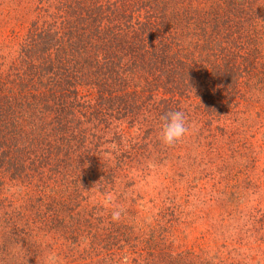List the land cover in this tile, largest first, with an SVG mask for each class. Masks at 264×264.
<instances>
[{"label":"trees","instance_id":"obj_1","mask_svg":"<svg viewBox=\"0 0 264 264\" xmlns=\"http://www.w3.org/2000/svg\"><path fill=\"white\" fill-rule=\"evenodd\" d=\"M263 125L264 0H0V264H264Z\"/></svg>","mask_w":264,"mask_h":264},{"label":"rangeland","instance_id":"obj_2","mask_svg":"<svg viewBox=\"0 0 264 264\" xmlns=\"http://www.w3.org/2000/svg\"><path fill=\"white\" fill-rule=\"evenodd\" d=\"M21 24L19 25L17 22H14L13 24L16 25L18 27V30H20L19 28L21 26H24V23L22 21H20ZM23 30V28H21V31ZM264 133V125L261 126L258 131H256L255 136L252 135V133H250L254 138L249 137V141L252 142L253 144V148L255 151H257L256 156L258 155V153H260V150L263 148L264 149V137L261 136V134ZM263 140V141H261ZM258 159L260 160H256V169L255 172H259L260 169H263L264 167V154L263 157L261 155L257 156ZM234 165L233 161H228L225 164H223V179H221V177H217V182L215 181H209V180H204L201 181L202 184H205V188L201 187L200 188H204L203 190L205 191L204 194H208V193H212V197L217 200L219 198H223V197H219L220 192L223 191V195H225L228 191H230L231 189L229 188V186L232 185H237L238 188L243 187L244 185H248L246 182H244L245 176L243 174V171H239ZM162 171L158 172L157 175L154 176H150L147 177L148 179V186L146 185H141L140 186V191L145 194V193H150L152 191V187L154 186V179H160L162 181H165L164 178L166 177V170L163 168L161 169ZM231 171H233L231 173ZM252 176V175H250ZM175 179L177 180H181V178L179 176H176ZM253 184L256 185V192L255 195L251 198L254 200V202H252L251 200L249 201L250 205L253 204L256 205H260L262 208H264V178L260 177L259 179L256 180V178H254L253 180ZM215 187V188H214ZM214 188V189H213ZM198 189V188H197ZM227 191H224L226 190ZM217 197V198H215ZM237 200V199H236ZM194 201L198 202L199 205L196 206V208H198L201 212H214L215 208L213 207V204H211V202H213V199H209V200H205L203 203L200 204L199 199H195ZM240 201V200H238ZM199 211V212H200ZM216 211V210H215ZM216 213V212H215ZM202 227H198V232L201 231ZM201 233V232H200ZM261 234L264 235V229L262 231H260ZM217 238V243H215V245H213L212 250L214 251L215 249H219V241L223 242V239H221L220 236H216ZM189 239V238H188ZM189 242H191V240H189ZM258 243L262 242L261 244H256L257 247H255V245H252L253 249L257 252H264V237L261 239V241H257ZM210 246H212V244H210Z\"/></svg>","mask_w":264,"mask_h":264},{"label":"clouds","instance_id":"obj_3","mask_svg":"<svg viewBox=\"0 0 264 264\" xmlns=\"http://www.w3.org/2000/svg\"><path fill=\"white\" fill-rule=\"evenodd\" d=\"M161 142L166 146H173L180 142L190 130L186 114L183 111H170L162 117ZM112 196L106 194L105 203H111ZM123 208H114L111 219L118 221L121 218Z\"/></svg>","mask_w":264,"mask_h":264}]
</instances>
